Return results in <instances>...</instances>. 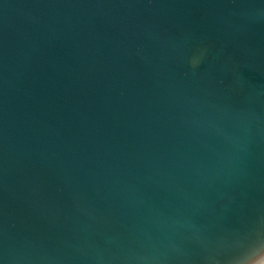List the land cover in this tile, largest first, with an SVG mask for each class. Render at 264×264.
<instances>
[{"label": "water", "instance_id": "water-1", "mask_svg": "<svg viewBox=\"0 0 264 264\" xmlns=\"http://www.w3.org/2000/svg\"><path fill=\"white\" fill-rule=\"evenodd\" d=\"M2 264H264V0H0Z\"/></svg>", "mask_w": 264, "mask_h": 264}, {"label": "snow or ice", "instance_id": "snow-or-ice-1", "mask_svg": "<svg viewBox=\"0 0 264 264\" xmlns=\"http://www.w3.org/2000/svg\"><path fill=\"white\" fill-rule=\"evenodd\" d=\"M0 264H2V261H0Z\"/></svg>", "mask_w": 264, "mask_h": 264}]
</instances>
